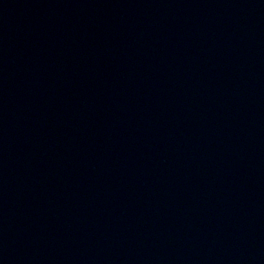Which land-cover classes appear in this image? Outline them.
I'll use <instances>...</instances> for the list:
<instances>
[{
  "label": "water",
  "instance_id": "water-1",
  "mask_svg": "<svg viewBox=\"0 0 264 264\" xmlns=\"http://www.w3.org/2000/svg\"><path fill=\"white\" fill-rule=\"evenodd\" d=\"M0 264H264V156L168 129L0 0Z\"/></svg>",
  "mask_w": 264,
  "mask_h": 264
}]
</instances>
